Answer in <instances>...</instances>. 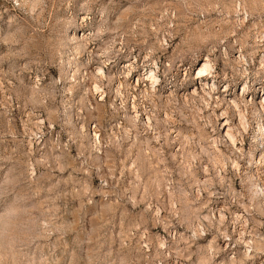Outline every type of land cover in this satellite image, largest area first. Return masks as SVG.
<instances>
[{
	"label": "rangeland",
	"instance_id": "rangeland-1",
	"mask_svg": "<svg viewBox=\"0 0 264 264\" xmlns=\"http://www.w3.org/2000/svg\"><path fill=\"white\" fill-rule=\"evenodd\" d=\"M263 93L264 0H0V264H264Z\"/></svg>",
	"mask_w": 264,
	"mask_h": 264
},
{
	"label": "bare ground",
	"instance_id": "bare-ground-1",
	"mask_svg": "<svg viewBox=\"0 0 264 264\" xmlns=\"http://www.w3.org/2000/svg\"><path fill=\"white\" fill-rule=\"evenodd\" d=\"M199 68L197 69V73H196V76H195V80L196 81H199L198 82V84H199V86H201V85H207L208 86V84H206V83H204V80L202 79L203 77H205V76H208V75H211V70L213 69V67H212V65H211V63H210V60L209 59H205L203 62H201V64L199 63ZM125 67H127V66H125ZM129 67V66H128ZM101 70L102 69H100L99 71H100V75L99 76H101V78H103L104 77V73L103 72H101ZM147 80L148 81H150V83L151 84H153V85H155L156 83H157V80H158V78H157V76H156V74L155 73H153L152 71H150V74L147 76ZM203 83V84H202ZM209 87V89L211 90V91H214V90H216L217 89V87H216V84L215 83H213V85L210 87V86H208ZM216 87V88H215ZM98 86H95V88H94V90L95 91H98ZM205 89H203L201 92H203ZM249 87L247 86V84L245 83V85H243V87H242V90L240 91V93H238V95L240 96V98H242L241 100H243L244 99V102H248L249 104H251V103H253V101H254V98H250V99H247L246 100V98H248V92H249ZM262 90V89H261ZM257 92V91H256ZM193 93V92H192ZM228 91L227 90H225V92L223 93V94H225V97H228ZM258 93V92H257ZM198 95L196 92H194L193 93V95ZM204 94V93H203ZM207 94V93H206ZM206 94H204V95H206ZM209 94V93H208ZM212 94V93H211ZM203 95V96H204ZM208 96V95H207ZM204 98V97H203ZM202 98V99H203ZM217 98V97H216ZM215 98V99H216ZM222 98V97H221ZM257 98H259V102L257 103L258 104V114H260V116H259V120H257V122H256V124L258 125V132H257V136L259 137V139H260V142L259 143H262L261 141H263L264 140V93L262 94V95H260V97H257ZM205 99V98H204ZM217 100H219L218 98L216 99V101H214L215 102V104L217 105V108L219 107V109H220V111H221V114H220V121H223V123H221V128H220V130L224 133V136L226 137V140L228 141V143L230 144V146H231V148L232 147H235L236 146V141H237V139H236V137H235V135H234V129H235V127L234 126H232V124H230L229 123V121H228V117H230L229 115L230 114H232V113H234L235 114V116L237 117V119H238V124H237V128L239 129V130H241V132H243L244 133V135H247V133H248V130H249V128H250V123L251 122H249V120H248V117H247V113L246 114H244L243 113V110L242 109H240V105H239V103L238 102H236L234 99H228V101H227V104L226 105H228L226 108H225V110H223L222 111V106H220L221 105V103H220V100L219 101H217ZM222 100H225V99H222ZM218 102L220 103V105L218 106ZM243 102V101H242ZM168 103V102H167ZM213 103V102H212ZM134 104V103H133ZM208 104V103H207ZM210 104V103H209ZM215 104H214V106H215ZM245 104V103H244ZM208 106V105H207ZM212 106V105H211ZM206 107V106H205ZM135 108V107H134ZM134 108H132V109H134ZM206 109V108H205ZM223 109H224V107H223ZM133 111V110H132ZM256 112V113H257ZM136 115V114H135ZM212 115V114H211ZM218 116H216V117H218ZM135 118H138V116L136 115L135 116ZM147 119H145V124H144V128H145V130H151V129H153L152 128V123H151V118H149V117H146ZM167 119V118H166ZM171 119V118H170ZM169 118H168V120H170ZM201 119V118H200ZM215 119V118H214ZM165 120V119H164ZM172 121V120H171ZM165 122V121H164ZM175 122V121H174ZM216 122V121H215ZM172 124V123H171ZM205 124V123H204ZM215 124V123H214ZM210 126V125H209ZM210 128H211V126H210ZM236 128V129H237ZM145 132V131H144ZM256 138V137H255ZM243 144V143H242ZM264 149V148H263ZM218 151V150H217ZM261 156H260V158H258V160H257V162H256V164H257V167H260V169H263L264 170V163L262 164V159H261V157H264V152H262L261 154H260ZM264 162V161H263ZM249 164V163H248ZM235 165V164H234ZM233 165V166H234ZM238 169V168H237ZM257 174V173H256ZM253 175V174H252ZM219 178H221V176H218ZM254 179V178H253ZM257 179H258V181L260 180L259 179V176L257 175ZM254 180H256V179H254ZM257 181V180H256ZM259 183H260V181H259ZM259 183H257L258 184V186H259V197H258V199H261L262 201H264V186H262V184L260 185ZM262 201H260V203H264V202H262ZM262 206V205H261ZM264 206V205H263ZM223 208V207H222ZM223 209H219L218 211H217V218H218V221H221V222H224V220H225V216H224V214H223V211H222ZM264 210V209H263ZM214 213V212H213ZM236 218H238V219H243V220H245V222H244V224H245V226L244 227H242V228H244L243 229V231H242V233H240L239 235V243L238 244H241V245H243V248L245 249V251H246V253H247V255L248 256H251L252 254H253V252H256V251H258L259 250V247H258V245L256 244H254L252 241L253 240H251L250 239V242H247L246 241V237H245V234H246V225L248 224L247 222V220L246 219H244V217L243 216H240V215H236ZM220 222V223H221ZM248 229V228H247ZM226 237H228V235L226 234L225 235V237L224 238H226ZM250 238V237H249ZM225 242H226V245H225V248H226V246H228V242H229V239H226L225 240ZM212 248V247H211ZM263 249V248H262ZM261 250V249H260ZM264 250V249H263ZM262 251V250H261ZM258 253V252H257ZM254 255V254H253ZM256 255V254H255ZM247 256V257H248Z\"/></svg>",
	"mask_w": 264,
	"mask_h": 264
},
{
	"label": "built area",
	"instance_id": "built-area-1",
	"mask_svg": "<svg viewBox=\"0 0 264 264\" xmlns=\"http://www.w3.org/2000/svg\"><path fill=\"white\" fill-rule=\"evenodd\" d=\"M263 92V90H261V93ZM263 150V152H264V149H262Z\"/></svg>",
	"mask_w": 264,
	"mask_h": 264
}]
</instances>
